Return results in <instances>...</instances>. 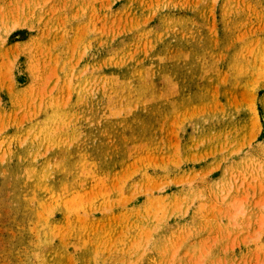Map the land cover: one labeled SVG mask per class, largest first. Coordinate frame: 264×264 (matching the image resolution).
I'll list each match as a JSON object with an SVG mask.
<instances>
[{
  "label": "rangeland",
  "instance_id": "obj_1",
  "mask_svg": "<svg viewBox=\"0 0 264 264\" xmlns=\"http://www.w3.org/2000/svg\"><path fill=\"white\" fill-rule=\"evenodd\" d=\"M0 264H264V0H0Z\"/></svg>",
  "mask_w": 264,
  "mask_h": 264
}]
</instances>
